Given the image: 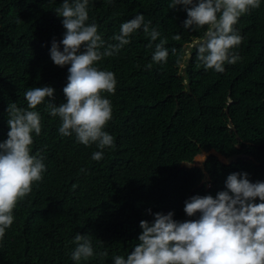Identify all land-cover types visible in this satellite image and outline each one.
<instances>
[{"label":"trees","instance_id":"1","mask_svg":"<svg viewBox=\"0 0 264 264\" xmlns=\"http://www.w3.org/2000/svg\"><path fill=\"white\" fill-rule=\"evenodd\" d=\"M62 2L0 0V143L9 131L8 105L26 107L29 88L50 86L53 102L66 103L70 66L59 67L50 58L52 41L59 43L66 32L55 12ZM170 3L89 0L87 23L98 26L105 46L138 14L160 37L151 42L137 30L118 54L94 65L117 80L115 93H104L112 119L103 130L114 137L115 147L105 148L100 161L91 158L99 151L95 143L85 146L74 133L59 134L61 121L49 115L47 100L37 106L41 133H33L30 154L40 153L46 171L13 210V224L0 239V264H77L71 254L78 233L90 237L94 253L108 252L79 264H114V256L131 253L140 222H152L154 213L173 212L177 221L198 218L186 216L185 201L215 197L234 172L264 182V0L234 26L242 37L233 49L240 59L225 63L223 73L198 67L195 47L191 58L180 59L207 26L184 28L186 11L182 5L170 9ZM160 39L167 40V62L147 69ZM202 151L246 158L223 163L209 154L202 170L193 164Z\"/></svg>","mask_w":264,"mask_h":264},{"label":"clouds","instance_id":"2","mask_svg":"<svg viewBox=\"0 0 264 264\" xmlns=\"http://www.w3.org/2000/svg\"><path fill=\"white\" fill-rule=\"evenodd\" d=\"M261 0H171L170 9L182 5L187 13L184 28L193 31L207 26L204 36L192 46H186L180 59L191 58L197 49L198 67L225 71V63L235 64L239 55L233 51L242 37L234 27L242 15L260 7ZM89 0H63L55 12L62 17L66 29L63 39L53 40L50 58L59 67H68L67 84L63 88L66 103L57 106L54 89L50 86L29 88L25 94L26 107L16 102L7 108L9 131L0 143V239L14 221L17 203L32 191L34 182L43 179L46 166L43 157L31 153L33 133H41V117L35 109L47 100L46 110L61 121L59 134H75L76 141L85 146L96 144L99 151L92 159L100 161L105 148H113L114 137L103 129L112 119L111 101L104 93L114 94L117 80L111 71L94 66L106 57L120 52L132 34L142 29L151 42L160 37L159 31L145 22L143 14L120 25L115 43L105 46L98 26L89 21ZM179 40V35L172 37ZM148 47H152V43ZM166 39L155 44L151 63H166L169 55ZM61 45L63 50L61 51ZM103 49V51H101ZM172 54L177 50L173 48ZM204 152V151H202ZM205 153H208L205 151ZM225 191L212 195H195L185 201V221L173 219L174 213H154L152 222H140L141 234L127 258L114 256V264H264V182H251L248 173H231L225 180ZM257 198L260 203H256ZM151 213V210H148ZM71 259L77 264L94 255L107 257L108 252L94 253L88 235L77 234Z\"/></svg>","mask_w":264,"mask_h":264},{"label":"rangeland","instance_id":"3","mask_svg":"<svg viewBox=\"0 0 264 264\" xmlns=\"http://www.w3.org/2000/svg\"><path fill=\"white\" fill-rule=\"evenodd\" d=\"M209 154H213V155H216L218 157V159L220 161H222L223 163H229L228 159H225L223 158L222 156H218L215 152L213 151H209L208 153H205V152H202L200 155H198L197 157L194 158V165H197V166H202V163L203 161L206 159V157L209 155Z\"/></svg>","mask_w":264,"mask_h":264},{"label":"water","instance_id":"4","mask_svg":"<svg viewBox=\"0 0 264 264\" xmlns=\"http://www.w3.org/2000/svg\"><path fill=\"white\" fill-rule=\"evenodd\" d=\"M236 158H246V156H244V155H235V156H232V157L228 158V160H229L228 162L234 161ZM198 167L203 170L202 166H198Z\"/></svg>","mask_w":264,"mask_h":264}]
</instances>
